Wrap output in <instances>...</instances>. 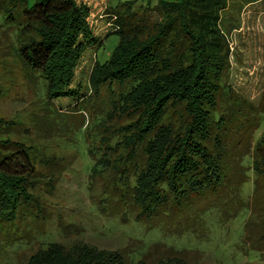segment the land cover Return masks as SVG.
Here are the masks:
<instances>
[{
    "label": "trees",
    "instance_id": "16d2710c",
    "mask_svg": "<svg viewBox=\"0 0 264 264\" xmlns=\"http://www.w3.org/2000/svg\"><path fill=\"white\" fill-rule=\"evenodd\" d=\"M3 1L0 14L18 25L16 55L30 76L35 72L45 80L46 102L61 96L77 98L80 89L70 85L74 68L85 48L100 40L86 22V4L76 0ZM227 1L108 4L104 12L109 22L107 36L116 34L118 42L103 62L96 59L88 82L93 95L106 91L109 98L102 117H92L85 131L88 134L92 123L91 131L97 135L96 145L88 151L93 159L88 187L100 182L102 200L112 211H133L138 221L174 215L194 218L214 206L215 199L208 193L229 190L231 195L233 191L239 194L249 179L251 195L264 199V130L254 144L251 138L260 124L256 116L260 110L246 99L221 104L216 94L222 89L233 96L231 87L222 81L229 55V42L221 29ZM153 13L160 19L154 21ZM229 123L235 125L232 135ZM15 124L0 118L3 220L33 202L36 179L31 178L39 173L37 166L53 169L52 163L65 160L63 156L37 159L33 145L14 138ZM238 143L242 149L230 157L228 147ZM57 173L43 175L51 188ZM197 200H203L206 207L195 212L191 206ZM183 225L189 228L187 222ZM258 238L264 240V234ZM26 264L198 262L173 248L152 260L144 256L131 262L118 250L52 242L32 253Z\"/></svg>",
    "mask_w": 264,
    "mask_h": 264
},
{
    "label": "rangeland",
    "instance_id": "374dc122",
    "mask_svg": "<svg viewBox=\"0 0 264 264\" xmlns=\"http://www.w3.org/2000/svg\"><path fill=\"white\" fill-rule=\"evenodd\" d=\"M76 1L88 7L86 22L100 39L85 48L74 68L70 85L80 89L77 100L61 96L46 102L45 80L35 72L30 76L16 55L17 23L0 14V118L16 123L14 138L33 145L37 159L65 157L64 162L52 163L53 169L36 165L39 173L31 178L36 179L33 202L12 218L0 216V264H26L32 253L52 242L118 250L131 262L144 256L152 260L173 248L198 264H264V240L258 238L264 234V199L251 195L250 179L239 194L233 191L231 195L229 190L208 193L215 199L214 206L202 215L150 221L135 220L133 211L109 209L102 200L100 182L88 187L93 165L88 151L96 145L97 135L91 131L92 123L88 134L85 126L92 117H102L109 98L106 91L93 95L88 77L96 59L103 62L118 42L116 34L107 36L109 22L104 12L108 4L125 0ZM152 19L160 18L153 13ZM221 29L229 42L222 81L231 87L233 96L220 89L217 98L221 104L246 99L260 110L256 115L260 124L251 136L254 144L264 130V0H228L221 12ZM228 127L232 135L235 125L229 123ZM242 147L240 143L229 146L230 157L238 155ZM50 171L58 172L53 188L43 176ZM191 207L196 212L206 205L197 200Z\"/></svg>",
    "mask_w": 264,
    "mask_h": 264
}]
</instances>
